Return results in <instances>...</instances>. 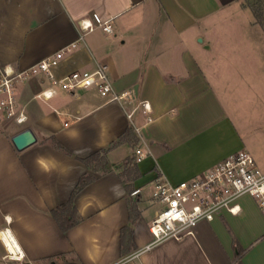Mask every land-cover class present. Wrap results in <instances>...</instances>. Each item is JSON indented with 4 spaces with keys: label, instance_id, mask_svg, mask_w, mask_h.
Wrapping results in <instances>:
<instances>
[{
    "label": "crops",
    "instance_id": "crops-1",
    "mask_svg": "<svg viewBox=\"0 0 264 264\" xmlns=\"http://www.w3.org/2000/svg\"><path fill=\"white\" fill-rule=\"evenodd\" d=\"M93 14L114 33L97 27L79 40V21ZM73 43L58 75L105 66L131 95L112 102L92 89L45 101L39 78L17 85L28 121L0 134V228L30 264H116L143 249L157 211L146 215L143 187L158 177L177 185L240 151L264 171V0H0V67L23 70ZM141 102L151 111L140 106L132 123ZM130 127L139 143L111 150L110 170L82 161ZM25 129L37 142L17 151L11 138ZM133 166L141 193L131 197L122 172ZM87 174L94 180L73 199L82 221L63 231L50 212ZM239 205L123 264H264V212L251 196Z\"/></svg>",
    "mask_w": 264,
    "mask_h": 264
},
{
    "label": "built area",
    "instance_id": "built-area-1",
    "mask_svg": "<svg viewBox=\"0 0 264 264\" xmlns=\"http://www.w3.org/2000/svg\"><path fill=\"white\" fill-rule=\"evenodd\" d=\"M80 37L94 31L97 27L107 34H113L111 19L103 20L98 14L92 20L79 21ZM71 44L56 54L26 68L16 70L12 66L0 67V133L11 125L22 126L28 121V113L18 97L17 85L24 81L39 78L46 88L37 95L45 101L59 92L79 94L92 89L112 102H127L130 92H118L108 78L105 66L97 70L73 71L58 75V68L65 52L72 50ZM142 106L150 113V106L141 102L134 106L127 117L133 123L135 112ZM138 131V129H136ZM140 154L137 161L141 160ZM152 199L159 206L149 224L152 241L133 255L117 262L133 259L142 252L169 240L180 241L196 235L197 228L204 222H212L223 212L237 214L240 211L239 200L243 196L255 199L264 212V171L254 157L246 151H240L225 158L219 164L202 174L177 185L158 177L153 182ZM141 193L134 190L131 196ZM6 237L9 239L7 240ZM0 260L2 264H26V255L17 244L7 227L0 228Z\"/></svg>",
    "mask_w": 264,
    "mask_h": 264
},
{
    "label": "trees",
    "instance_id": "trees-1",
    "mask_svg": "<svg viewBox=\"0 0 264 264\" xmlns=\"http://www.w3.org/2000/svg\"><path fill=\"white\" fill-rule=\"evenodd\" d=\"M127 141L131 142L135 147L139 143V138L134 133L133 127H130L122 136H120L116 141H114L108 147L97 151L96 153L83 159L82 161L94 172H98V171L107 172L108 170H110V166L108 165V161L106 157L107 154L111 150L115 149L116 147ZM130 160H132V158L128 159V161ZM137 173L138 172L136 166H133L127 169V171L122 172V175L125 177L124 185L127 188L128 192L130 193L134 191L132 183H133V179H136L139 176ZM94 178H95L94 176L89 174L82 177L78 182L70 201L51 210L50 212L51 215L54 217V219L57 221L58 225L63 231L70 230L71 228L75 227L82 221V218L79 216L78 211L74 205L73 199L75 198L76 194H78L88 184H90L94 180ZM42 262L40 264H76L75 262L70 263L68 261H65L62 258H47Z\"/></svg>",
    "mask_w": 264,
    "mask_h": 264
},
{
    "label": "water",
    "instance_id": "water-1",
    "mask_svg": "<svg viewBox=\"0 0 264 264\" xmlns=\"http://www.w3.org/2000/svg\"><path fill=\"white\" fill-rule=\"evenodd\" d=\"M11 142L17 151H24L37 142L35 133L31 129H25L11 138ZM26 264H30L27 262Z\"/></svg>",
    "mask_w": 264,
    "mask_h": 264
},
{
    "label": "rangeland",
    "instance_id": "rangeland-1",
    "mask_svg": "<svg viewBox=\"0 0 264 264\" xmlns=\"http://www.w3.org/2000/svg\"><path fill=\"white\" fill-rule=\"evenodd\" d=\"M14 126L15 125H11V126H9V128H12ZM5 132L6 131L3 130L0 134H3ZM152 192H153V187H152L151 184L143 187V193H142V195H143V198L145 199V203L143 204V206L146 209V215L153 214L159 208V206L153 202ZM40 263L41 262H39V264ZM0 264H2L1 260H0Z\"/></svg>",
    "mask_w": 264,
    "mask_h": 264
}]
</instances>
